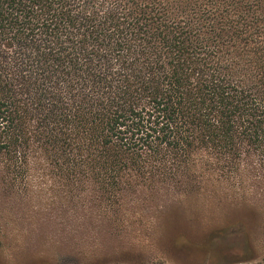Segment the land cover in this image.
I'll use <instances>...</instances> for the list:
<instances>
[{
	"label": "trees",
	"instance_id": "trees-1",
	"mask_svg": "<svg viewBox=\"0 0 264 264\" xmlns=\"http://www.w3.org/2000/svg\"><path fill=\"white\" fill-rule=\"evenodd\" d=\"M0 183L113 214L264 191V0H0Z\"/></svg>",
	"mask_w": 264,
	"mask_h": 264
},
{
	"label": "rangeland",
	"instance_id": "rangeland-1",
	"mask_svg": "<svg viewBox=\"0 0 264 264\" xmlns=\"http://www.w3.org/2000/svg\"><path fill=\"white\" fill-rule=\"evenodd\" d=\"M46 187L35 185L33 198H26L0 183V264H231L264 258L260 188L141 194L113 214L106 206L63 202ZM229 226L237 229L228 238L213 236Z\"/></svg>",
	"mask_w": 264,
	"mask_h": 264
}]
</instances>
